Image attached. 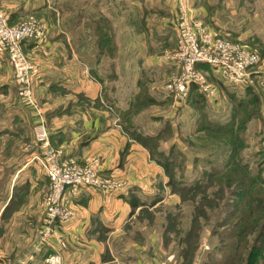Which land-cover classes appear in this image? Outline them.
<instances>
[{"label":"rangeland","instance_id":"rangeland-1","mask_svg":"<svg viewBox=\"0 0 264 264\" xmlns=\"http://www.w3.org/2000/svg\"><path fill=\"white\" fill-rule=\"evenodd\" d=\"M123 1L128 6L127 17L126 14L115 15V2H112L108 11L104 0H53L52 4L60 13V24L64 29L70 30L66 36L71 44L76 42L79 45L82 37L80 46L83 47L79 48L80 54L85 52L84 56L95 62L90 67L97 76L106 81L107 87L103 93L105 100L114 103L115 98L120 102L125 97L126 101L129 94L136 90V94L128 98L131 106L123 104L125 107L120 110L121 121L127 126L131 123L132 126L127 131L134 138L145 140L151 152L149 154L154 156L155 159H152L155 162L158 160L167 164L166 174L164 168L159 166L167 180L166 190L176 196L178 204L175 199H169L168 203L154 210H149V206H146L133 213L135 218L132 226L135 235H141L140 241L137 238L136 242L145 244L149 234L158 237L162 250L173 256L177 264H245L250 249L256 246L261 256L256 264H264V241L257 238L264 223V78L259 74V68L262 67L259 49L243 42L260 59L250 76L253 77L251 86L254 91L246 93L245 85L229 86L223 82L234 94L232 97L226 92L222 93L219 82L210 71L205 73L198 69L213 93L208 99L216 100L212 103L204 100L202 105H198L201 108L184 105L183 102H176L166 91V85L171 82L170 78L174 74L180 75L178 67L173 63L178 0ZM184 1L186 11L206 24L210 30L219 33L216 25L218 22L222 23V18L225 25L230 24L231 18L223 13H230L231 0ZM77 7L84 8L87 16L89 13L95 17L99 11L108 16L106 25L100 24L103 17L97 18V32L93 33L94 45V39L88 32L91 29L87 24L89 18L86 19L85 15L78 16ZM75 19L83 25L78 26ZM29 20L35 19H23L20 23ZM35 22L42 24L46 37L45 25L39 20ZM87 34L90 40H86ZM219 34L232 43H239L227 34ZM98 38L102 42L107 41L106 54L105 46L100 45L102 43L97 41ZM5 54L13 67L12 58L7 52ZM28 56L36 72V64L32 56ZM34 75L31 79L34 105L22 103L19 96L20 84L16 94L22 106L38 110L34 95ZM138 96L140 98L136 103L135 98ZM165 96L175 105L179 104V108L175 107L172 113H168L179 124V130L176 129L177 125L164 120L167 110L166 103L161 99ZM129 107L130 112L140 109V113L133 115L124 111ZM197 126L202 128L199 132H196ZM207 128H211L209 130L214 133L208 132ZM174 139L179 140L178 147L170 154L173 144L169 146V142ZM35 141L41 147V143L37 139ZM41 150L39 164L41 163L44 171L45 154L42 148ZM51 150L58 154L59 162L73 163L68 160L60 161L61 152L52 148ZM93 160L98 159L92 158L87 162ZM86 163L73 164L82 166ZM45 176L47 187L43 197L42 218L50 187L46 173ZM112 179L117 186L121 185L118 180ZM241 182L242 185L236 189ZM119 189L117 187L114 192L104 194H113ZM236 190L244 191L243 195L235 197ZM67 209L70 210L68 205ZM235 223H240L241 231L236 228ZM238 237L241 243L239 250ZM45 258L46 256L43 260Z\"/></svg>","mask_w":264,"mask_h":264},{"label":"crops","instance_id":"crops-1","mask_svg":"<svg viewBox=\"0 0 264 264\" xmlns=\"http://www.w3.org/2000/svg\"><path fill=\"white\" fill-rule=\"evenodd\" d=\"M104 1L108 11L115 2V15L128 16L123 0ZM52 3L53 0H0V11L7 14L11 25L35 19L45 25L47 33L43 42L23 46L36 64L33 85L38 110L19 102L16 71L6 52H0V264H44L43 258L53 253L49 248L36 250L47 187L39 164L42 150L35 141L38 126L46 131L51 148L61 152L60 161L83 164L96 158L103 174L121 184L118 191L107 195L89 188L66 189L64 202L72 218L56 226L61 244L52 246L61 257L60 264H177L162 250L158 237L149 234L145 244L136 242L141 235H135L132 226L133 213L144 206L154 210L169 199L178 204L176 196L166 190L164 171L147 149L129 136L119 116L123 104L131 106L128 98L136 90L126 101L124 97L119 102L114 95V103L105 100L107 83L90 67L95 62L84 56L85 52L80 54L82 37L79 45L71 44L66 36L70 30L60 24V13ZM231 4L230 13H223L231 18L230 24L225 25L222 18V23L216 25L218 31L259 49V74L264 78V0H231ZM76 12L78 16L85 15L82 7H77ZM100 17V24L107 23L108 16L101 11L95 17L85 15L93 45ZM75 22L83 25L76 19ZM85 38L91 39L89 34ZM205 99L210 103L216 100ZM161 101L166 103L164 120L179 130V124L168 116L179 104L167 96ZM129 110L130 107L124 111ZM178 141L169 142V146L175 145L173 151ZM134 198L144 206L133 210L127 200Z\"/></svg>","mask_w":264,"mask_h":264},{"label":"built area","instance_id":"built-area-1","mask_svg":"<svg viewBox=\"0 0 264 264\" xmlns=\"http://www.w3.org/2000/svg\"><path fill=\"white\" fill-rule=\"evenodd\" d=\"M178 5L179 13L174 25L176 52L173 63L178 67L180 75L174 74L170 78L171 82L166 85L167 93L176 102H184L190 87L195 86L206 98L211 96L213 93L210 85L205 84L203 73L196 69L197 65L207 66L212 75L222 83L246 87L253 70L260 63L259 57L243 42L232 43L210 30L206 24L186 11L184 0H178ZM9 21L7 14L0 11V50L6 51L12 58L21 87L20 100L33 106L31 79L35 68L28 54L23 53V46L43 42L44 27L35 20L17 25H11ZM36 139L44 150L43 168L50 182L36 250L42 252L46 248L52 249L53 253L47 254L44 263L60 264L61 257L52 246L61 244L56 226L68 222L72 217V212L64 204L65 190L89 188L101 193H112L119 186L111 177L103 174L99 160L89 161L82 166L66 161L59 162L58 154L51 150L44 129L36 128ZM19 264H27V261Z\"/></svg>","mask_w":264,"mask_h":264},{"label":"trees","instance_id":"trees-1","mask_svg":"<svg viewBox=\"0 0 264 264\" xmlns=\"http://www.w3.org/2000/svg\"><path fill=\"white\" fill-rule=\"evenodd\" d=\"M107 23H102L101 25H106ZM97 32V31H96ZM137 32L139 33V31L137 30ZM98 42H101L102 44H100V45H104L105 47H104V53L106 54V50H105V48H106V44H107V41L106 42H102L103 40L101 39V38H98V40H97ZM246 43V42H245ZM251 43V42H250ZM251 44H253V43H251ZM174 45H175V42H174ZM197 69H199V70H201V71H203V72H205V73H207V71H210L209 70V68L207 67V66H205V65H199V66H197L196 67ZM211 73V72H210ZM211 75H212V73H211ZM213 76V75H212ZM252 78L253 77H251L250 78V81H249V84L245 87V91H246V93H247V91H254V89H253V87L251 86L252 84H253V82L251 81L252 80ZM218 82H219V84H220V86H219V88H221V90L223 91V92H226L227 94H229V95H234L233 93H231V91H229L228 90V88L222 83V82H220L219 80H217ZM252 89V90H251ZM233 97V96H232ZM139 96L138 97H136L135 98V102L137 103L138 102V100H139ZM204 100H206L205 99V96L202 94V93H200L199 91H198V89L195 87V86H191L190 87V89H189V92H188V96H187V99H186V101H187V104L188 105H190V106H195L196 108H201V106H198L199 104L200 105H202L203 103H204ZM152 101V100H151ZM152 104H154L153 103V101H152ZM198 106V107H197ZM139 110L140 109H138L136 112H134V113H132V111L131 112H129V114H133V115H135V114H139L140 112H139ZM199 115V117H200V113L198 114ZM128 118V117H127ZM125 120H127L126 118H125ZM169 122V121H168ZM169 124H171V122H169ZM130 126H132L131 125V123L130 124H128V126H127V124H126V126H125V130L127 131V129H130ZM202 128H199V126H197V128H196V132H199L200 130H201ZM209 129H211V128H207V131L208 132H210V133H214V131H212V130H209ZM128 132V131H127ZM128 134H129V132H128ZM232 134V133H231ZM129 136L130 137H132L136 142H140V144L144 147L145 146V148L149 151V153H151L150 152V150H149V147L146 145V142H145V140H143L142 138H134V136H131V134H129ZM157 138H158V136H157ZM172 140V139H171ZM173 149H174V144L170 147V154H171V152L173 151ZM150 156H151V158H153V159H155L154 158V156L152 155V154H150ZM157 161V163L162 167V168H164V171H165V174H166V168H167V164H162V163H160L158 160H156ZM163 165V166H162ZM235 177H236V175H235ZM242 183L243 182H241V183H239L238 184V186L236 187V189H239V187L242 185ZM170 186V185H169ZM175 193H177L176 191H175ZM243 193H244V191H238V190H236V193L234 194V196L235 197H239V196H242L243 195ZM128 202V204H129V206L134 210V209H136L137 207H139V206H144V204H141L140 203V201L137 199V198H134V199H129V200H127ZM145 207V206H144ZM143 207V208H144ZM192 225V224H191ZM235 226H236V228H238L239 230H240V223H235ZM241 231V230H240ZM257 238H258V240L259 241H264V223H262V226L260 227V229H259V231H258V233H257ZM239 246H241V243H240V241H239V237H238V242H237V250H239ZM187 255V251H186V253H185V256ZM179 256H182V255H179ZM258 258H261V256H260V252L258 251V249L256 248V246H254V247H252L251 249H250V252L248 253V255H247V257H246V261H245V264H256V260L258 259ZM191 261H189V263H190Z\"/></svg>","mask_w":264,"mask_h":264}]
</instances>
